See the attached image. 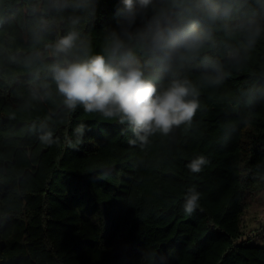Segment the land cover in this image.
Segmentation results:
<instances>
[{
	"label": "trees",
	"instance_id": "16d2710c",
	"mask_svg": "<svg viewBox=\"0 0 264 264\" xmlns=\"http://www.w3.org/2000/svg\"><path fill=\"white\" fill-rule=\"evenodd\" d=\"M32 3L0 0V264H264V245L242 240L245 196L264 189V98L247 91L264 86V39L225 64L218 85L188 74L200 102L191 124L141 143L116 119L66 110L54 85L43 87L47 73L24 66L70 29L102 52L118 0L58 16L41 41ZM226 43L237 41L217 34L206 51L219 58ZM45 131L53 144L41 142ZM200 155L209 163L190 172ZM193 186L200 206L187 214Z\"/></svg>",
	"mask_w": 264,
	"mask_h": 264
},
{
	"label": "clouds",
	"instance_id": "9594fccd",
	"mask_svg": "<svg viewBox=\"0 0 264 264\" xmlns=\"http://www.w3.org/2000/svg\"><path fill=\"white\" fill-rule=\"evenodd\" d=\"M98 0H34L29 16L39 21L37 41L47 24L64 13L94 15ZM115 27L107 34L104 48L93 53L91 41L70 29L24 59L26 68L47 73L43 85L62 98L63 107L75 112L99 114L130 126L141 143L155 133L167 135L174 127L191 124L200 108L199 90L188 78L199 73L210 85L225 78V64L238 65L258 41L264 39V0H118ZM78 16H73L77 22ZM217 34L228 41L221 57L206 51ZM249 98H264V86L248 90ZM45 91L33 99L50 95ZM85 125L75 133L83 137ZM53 144L51 131L40 136ZM79 142V140L77 141ZM134 143V141H133ZM209 161L197 156L187 163L198 174ZM201 193L190 187L183 210L192 214L200 206Z\"/></svg>",
	"mask_w": 264,
	"mask_h": 264
},
{
	"label": "rangeland",
	"instance_id": "374dc122",
	"mask_svg": "<svg viewBox=\"0 0 264 264\" xmlns=\"http://www.w3.org/2000/svg\"><path fill=\"white\" fill-rule=\"evenodd\" d=\"M242 223V240L264 245V189L247 193Z\"/></svg>",
	"mask_w": 264,
	"mask_h": 264
}]
</instances>
